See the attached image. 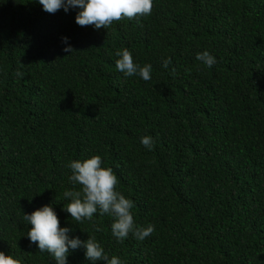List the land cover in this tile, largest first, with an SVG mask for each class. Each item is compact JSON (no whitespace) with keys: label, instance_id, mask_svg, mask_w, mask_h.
<instances>
[{"label":"trees","instance_id":"1","mask_svg":"<svg viewBox=\"0 0 264 264\" xmlns=\"http://www.w3.org/2000/svg\"><path fill=\"white\" fill-rule=\"evenodd\" d=\"M153 5L96 29L76 23L78 7L0 0V251L21 264H56L24 220L45 205L122 264H264V0ZM124 48L151 80L117 69ZM94 155L136 226L154 225L143 241H118L99 209L83 222L65 210L64 193L82 191L68 165ZM85 252L70 249L68 264H94Z\"/></svg>","mask_w":264,"mask_h":264},{"label":"clouds","instance_id":"2","mask_svg":"<svg viewBox=\"0 0 264 264\" xmlns=\"http://www.w3.org/2000/svg\"><path fill=\"white\" fill-rule=\"evenodd\" d=\"M43 9L48 13H55L61 8L68 12L71 8L81 9L76 16V23L80 26L94 25L96 29H107L114 21L123 19H136L151 14L153 0H39ZM67 42V37L63 38ZM74 49L69 45L64 49L71 52ZM116 55L117 69L127 76L139 75L143 80H151L152 65L140 66L134 63L129 49L124 48ZM204 65L211 68L215 63V57L209 52L198 53L196 57ZM171 64V58L163 61V67L167 69ZM175 69H173V72ZM18 76L23 73L18 69ZM141 143L147 149L154 148L151 136L141 137ZM102 158L94 155L84 161L74 160L68 165L72 170L69 179L82 186V191H66L65 197H71V203L65 210L70 213L72 219L83 222L92 220L93 215L99 209L100 215L110 214L114 217L111 225L113 236L120 242L126 239L130 233L139 241L149 237L155 230L154 225L138 227L132 214L134 202L126 198L116 190L117 176L112 168L102 167ZM24 220L31 225L27 236L31 243L38 244L39 251L49 252L55 259L56 264H68V256L71 250L80 247L86 249V258L91 262L104 261L106 264H122L117 256L111 258L105 254L104 249L97 242L94 235H89L86 241L79 237L70 238L72 229L61 228L59 217L51 205H45L31 214H25ZM96 231H102L97 225ZM0 264H21L19 259L12 255H6L0 251Z\"/></svg>","mask_w":264,"mask_h":264}]
</instances>
